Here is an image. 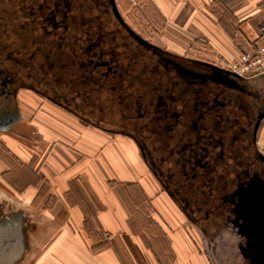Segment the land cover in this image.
I'll list each match as a JSON object with an SVG mask.
<instances>
[{
  "label": "flooded vegetation",
  "instance_id": "flooded-vegetation-1",
  "mask_svg": "<svg viewBox=\"0 0 264 264\" xmlns=\"http://www.w3.org/2000/svg\"><path fill=\"white\" fill-rule=\"evenodd\" d=\"M122 0H0V130L32 92L134 139L207 240L211 264H250L264 234V75L176 54ZM3 210V211H2ZM0 225L15 226L3 206ZM2 218V219H1Z\"/></svg>",
  "mask_w": 264,
  "mask_h": 264
},
{
  "label": "crops",
  "instance_id": "crops-1",
  "mask_svg": "<svg viewBox=\"0 0 264 264\" xmlns=\"http://www.w3.org/2000/svg\"><path fill=\"white\" fill-rule=\"evenodd\" d=\"M143 1L187 50L203 45L231 60L264 43V0ZM28 93L39 103L21 104L12 130H0L1 202L20 212L25 236L17 264H211L184 229L171 232L169 219H148L157 235L139 229L148 217L139 215V186L151 195L139 179L134 139Z\"/></svg>",
  "mask_w": 264,
  "mask_h": 264
},
{
  "label": "rangeland",
  "instance_id": "rangeland-1",
  "mask_svg": "<svg viewBox=\"0 0 264 264\" xmlns=\"http://www.w3.org/2000/svg\"><path fill=\"white\" fill-rule=\"evenodd\" d=\"M135 2L133 0H125V3H123L122 6V12L126 16V19L135 27H137L139 32L142 33L145 37L176 54H188L193 58L208 60V62H211L213 64L218 63V60L220 58H216V55H214L210 50H208L207 47L203 45H198L193 47L191 50H187L188 47L180 46L177 42L175 43L173 39H169L168 35L158 25V18L156 17L155 13L152 11L148 3L143 0H135ZM20 95L21 104H29L32 102L37 105L39 103L36 101H32L26 94L22 93ZM34 95L36 96V99H39L41 96L37 94ZM43 98L45 101L47 100L45 97ZM99 127L103 128L104 130H107L105 129L106 127H114L115 129H118V126L110 125ZM118 134L121 136H128L127 138L131 141L130 143H133L135 145V142L132 141V137L130 138L129 135L122 132H118ZM3 150L6 151V146L0 143V152L2 153ZM139 179L141 183H143V185H145L146 188L150 191L149 193L151 195V198H148L146 195H144L143 191L140 189L141 187L139 186V215H147L149 217H145L143 221L139 222V229H147L148 231L154 232L152 235H157V230H159V227L156 226L153 222L148 221V219L152 220V216H161L163 219L166 218L170 220V223L167 222L166 224L171 229V232L176 233L177 230L184 229L191 239V243L199 250L207 253V239L203 237V234L199 230L198 226L195 225L194 222L191 221L183 213V211L169 198L166 192L162 189V186L157 184V179L153 176L150 169L141 160V157H139ZM1 199H4L2 193H0V209L3 208V206H6L2 204ZM146 240L148 244H152V241H150L149 239ZM152 240L154 242L155 239ZM155 241L157 242L159 241V239L157 238Z\"/></svg>",
  "mask_w": 264,
  "mask_h": 264
},
{
  "label": "water",
  "instance_id": "water-1",
  "mask_svg": "<svg viewBox=\"0 0 264 264\" xmlns=\"http://www.w3.org/2000/svg\"><path fill=\"white\" fill-rule=\"evenodd\" d=\"M18 218L15 226L10 223L0 225V264H17L22 258L25 248V236L21 225L20 212L15 213ZM248 256L250 264H264V234L260 241Z\"/></svg>",
  "mask_w": 264,
  "mask_h": 264
},
{
  "label": "built area",
  "instance_id": "built-area-1",
  "mask_svg": "<svg viewBox=\"0 0 264 264\" xmlns=\"http://www.w3.org/2000/svg\"><path fill=\"white\" fill-rule=\"evenodd\" d=\"M215 65L241 76L264 75V43H261L256 49L241 51L235 59L220 58Z\"/></svg>",
  "mask_w": 264,
  "mask_h": 264
}]
</instances>
